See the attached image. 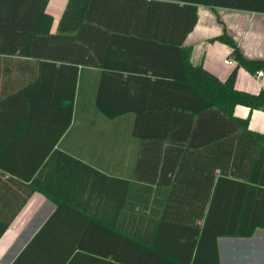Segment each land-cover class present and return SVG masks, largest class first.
I'll use <instances>...</instances> for the list:
<instances>
[{"label":"crops","instance_id":"1","mask_svg":"<svg viewBox=\"0 0 264 264\" xmlns=\"http://www.w3.org/2000/svg\"><path fill=\"white\" fill-rule=\"evenodd\" d=\"M143 1L151 0H95L91 12L140 15ZM68 3L50 0L48 4L52 35L58 33ZM198 17L184 44L192 49L194 66L202 64L221 81L228 79L237 65L232 49L213 41L224 32L247 59L264 61V14L199 5ZM89 29L88 41L97 48L94 58L98 66L82 67L64 60L65 47L70 48L67 52L72 58H78L72 40L36 42L35 50L41 57L0 56V101L6 99L5 107L0 106V229L8 224L0 237V264H13L60 204L64 212L39 238L36 249L40 253L65 254L71 245L80 243L88 247V254H127L129 249L123 244L114 246V240H142L155 237L159 230V216L128 213L127 206L143 205L150 188L153 192H193L188 201L204 205L206 172L194 167L161 172L153 162L138 168L140 159L155 155L146 153L150 141L132 134L136 115L107 119L95 105L96 96L101 94L105 106L112 110L154 111L164 104L170 106L175 84L151 71L159 69L165 59L145 43L125 39L129 35L125 32L157 28L142 22H110L93 24ZM71 66H77V74ZM263 88L264 81L256 74L239 68L237 90L258 94ZM70 109L72 118L67 123ZM19 111L26 119H18ZM30 111L31 119L27 118ZM234 116L249 118V129L264 136V110L237 105ZM141 125L154 132L158 120H145ZM97 173L106 178L97 180ZM161 173L167 177L159 181ZM144 178L155 181L150 184ZM82 184L92 188L79 198ZM34 185L47 194L38 189L28 196ZM97 185L105 192H95ZM115 192L119 200L114 199ZM150 197L153 200L155 193ZM67 205H75L77 211ZM218 248L220 264H264V229L251 238H219Z\"/></svg>","mask_w":264,"mask_h":264},{"label":"trees","instance_id":"2","mask_svg":"<svg viewBox=\"0 0 264 264\" xmlns=\"http://www.w3.org/2000/svg\"><path fill=\"white\" fill-rule=\"evenodd\" d=\"M49 2L0 0V56L41 57L35 50L36 42L72 40L78 58H72L67 52L70 48L65 47L63 59L82 67L98 66L94 58L97 48L95 50L94 43L88 41L91 25L110 22L151 24L157 29L125 32L129 34L125 39L145 43L149 50H156L165 59L159 69L151 68V71L175 84L170 106L164 104L160 110L154 111L112 110L105 106L104 96L98 94L95 101L97 112L107 119L129 113L136 115L132 134L150 141L146 153L152 151L155 155L152 159H140L138 168L150 162L161 172L199 168L206 172L203 178L207 189L202 191V206L188 201L193 192L173 189L153 192L151 188L147 189L143 205L127 206L128 213L159 216V230L155 237L142 240H114V246L123 244L129 249L127 254L117 251L88 254V247L80 243L71 245L70 252L65 254L38 252L39 238L64 212L60 204L13 264H220L219 238H251L257 230L264 229V136L249 129V118L234 116L237 105L264 110V88L258 94L236 89L239 68L254 75L264 69V61L247 59L237 42L224 32L213 41L228 45L237 65L223 82L202 64L194 66L191 63L192 49L184 44L198 23L199 5L264 14V0H151L143 1V14L135 16L96 15L91 12L95 0H69L56 35L51 34L53 18L47 13ZM71 67L77 74V66ZM19 94L23 91L14 96ZM5 101H0L2 109ZM18 114H21L18 119H26L22 111ZM32 116L30 111L27 118ZM71 118L70 109L67 123ZM152 118L158 120V125L153 127L154 132H150L151 127L141 125ZM97 174V180L106 178ZM160 176L159 181H162L167 173ZM144 180L150 184L155 181ZM97 186L100 188L96 187L95 192H105L103 186ZM89 188L92 187L82 184L79 198L86 192L88 194ZM38 189L47 194L34 185L28 196ZM92 193L93 190H89V194ZM130 193V189L127 190V195ZM153 193L156 199L152 200L150 196ZM115 194L114 199L119 200L118 192ZM67 206L73 212L77 211L75 205ZM116 211L119 213V206ZM194 219L202 221V224ZM7 227L8 224L1 227L0 237Z\"/></svg>","mask_w":264,"mask_h":264},{"label":"built area","instance_id":"3","mask_svg":"<svg viewBox=\"0 0 264 264\" xmlns=\"http://www.w3.org/2000/svg\"><path fill=\"white\" fill-rule=\"evenodd\" d=\"M233 63H234V62H233L232 60L228 61V64H229V65H232ZM256 76H257L259 79H261V80L264 81V69L258 71V72L256 73Z\"/></svg>","mask_w":264,"mask_h":264}]
</instances>
